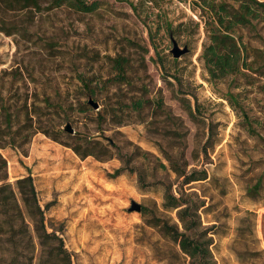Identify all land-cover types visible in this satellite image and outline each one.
Returning a JSON list of instances; mask_svg holds the SVG:
<instances>
[{"label":"rangeland","instance_id":"1","mask_svg":"<svg viewBox=\"0 0 264 264\" xmlns=\"http://www.w3.org/2000/svg\"><path fill=\"white\" fill-rule=\"evenodd\" d=\"M100 1L86 13L43 3L9 18L12 34L0 29V91L17 112L9 127L0 101V178L13 184L31 172L72 264H191L160 230L162 221L179 222L166 191L200 206L217 264H264V69L211 79L200 58L206 31L188 2L134 11L127 0ZM159 13L189 46L179 58L153 21ZM262 16L235 31L257 63ZM136 99L143 108L129 106ZM58 128L64 141L46 133ZM76 136L84 146L92 139L94 154L73 150ZM193 173L200 180L186 183Z\"/></svg>","mask_w":264,"mask_h":264},{"label":"trees","instance_id":"2","mask_svg":"<svg viewBox=\"0 0 264 264\" xmlns=\"http://www.w3.org/2000/svg\"><path fill=\"white\" fill-rule=\"evenodd\" d=\"M165 0H141L138 3L127 0L134 11L145 2L151 3V8L161 10V2ZM188 2L192 11L197 12L200 23L206 31L203 50L200 54L204 68L213 78H224L229 74H236L244 69L262 70L264 63L248 61V49L245 43L236 38L237 27H255L254 21L262 14L264 20V1L262 0H179ZM47 3L48 9L66 5L80 12H93L100 8V0H0V29L7 34L13 32L6 27L9 18L14 14L34 9L39 12ZM154 12L151 11V14ZM150 15H147V18ZM158 28L166 30L172 39L178 33L179 26L174 27L173 22L167 17L165 20L159 13L153 20ZM176 41V40H175ZM177 42V41H176ZM174 44V43H173ZM190 50V49H189ZM189 52V51H188ZM123 62L119 63V69H123ZM259 64L258 67H255ZM88 87V86H87ZM90 89V87H89ZM92 94L95 91L90 89ZM2 111L5 112L6 122L10 127L12 118L17 114L5 107L3 96L0 91ZM159 107H163V99L156 100ZM230 103L238 105L237 99L231 95ZM144 100L136 99L129 105L133 109L143 108ZM244 120L248 122L247 113H243ZM250 123V122H249ZM46 133L55 140H62L63 130H48ZM84 137V136H83ZM74 138L77 140L75 142ZM72 138L74 142L68 143L82 157L94 154L93 140L89 139L84 146L81 136ZM86 140V139H84ZM82 141V140H81ZM101 144V141H97ZM105 153L109 146L103 145ZM3 164L5 160L1 157ZM131 170V169H130ZM134 171V170H131ZM29 172V171H28ZM125 172L123 167L116 170L115 175ZM196 173L186 175L185 182L200 180ZM139 181L147 185L144 177L140 174ZM165 206L176 210L178 223L162 221L160 230L178 244L182 252L189 257L191 264H217L215 261L212 244L213 236L210 230L200 221L197 202L184 199L166 191ZM50 204L47 205V207ZM47 207L39 203L38 191L34 184L31 172L27 176L18 178L15 183H10L6 177L0 178V264H72V252L65 243L62 229L50 230L46 218Z\"/></svg>","mask_w":264,"mask_h":264},{"label":"water","instance_id":"3","mask_svg":"<svg viewBox=\"0 0 264 264\" xmlns=\"http://www.w3.org/2000/svg\"><path fill=\"white\" fill-rule=\"evenodd\" d=\"M174 45L172 48V54L175 58H179L181 57L182 54H185L189 51V46L185 45L184 47H181L179 45V43H177L175 40L173 41ZM90 102L93 104L94 108H98V104L96 102H92V100H90ZM70 133H73L72 129L70 127L66 128ZM142 206L140 203H133L131 209L138 211L141 210Z\"/></svg>","mask_w":264,"mask_h":264}]
</instances>
